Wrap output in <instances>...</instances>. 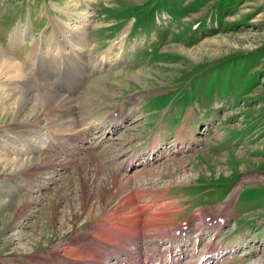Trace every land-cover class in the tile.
<instances>
[{
    "label": "rangeland",
    "instance_id": "rangeland-1",
    "mask_svg": "<svg viewBox=\"0 0 264 264\" xmlns=\"http://www.w3.org/2000/svg\"><path fill=\"white\" fill-rule=\"evenodd\" d=\"M0 53L29 77L0 82V264H105L185 221L210 264H264V0H0ZM27 92L69 103L17 115Z\"/></svg>",
    "mask_w": 264,
    "mask_h": 264
},
{
    "label": "bare ground",
    "instance_id": "bare-ground-1",
    "mask_svg": "<svg viewBox=\"0 0 264 264\" xmlns=\"http://www.w3.org/2000/svg\"><path fill=\"white\" fill-rule=\"evenodd\" d=\"M22 33H24V32H22ZM36 51L34 53H36ZM5 76L9 77L10 79L11 78H18V79H23V80L29 81L28 74H27V72H25L24 68L20 65V63L16 62L15 60H13L10 57L0 55V82L4 83L5 79L2 80V78ZM29 94H32V93H29V92L25 93L17 101V105H16L17 115H18V112L23 111V108L26 107L30 102L39 103L40 101L45 100V101L49 102L48 104H50V103L53 104L54 102H57L58 104H61L63 102L66 104L69 103L68 101L65 100V99H67V97L65 98L62 95L52 94L50 92H44L43 94H41L39 96H31ZM63 98H65V99H63ZM69 100H70V98H69ZM11 108H12V106L10 107V105H9V106L2 108V111L3 112H9ZM137 217H139V216H137ZM164 217H165V214H164ZM138 220L140 221L141 219H138Z\"/></svg>",
    "mask_w": 264,
    "mask_h": 264
}]
</instances>
